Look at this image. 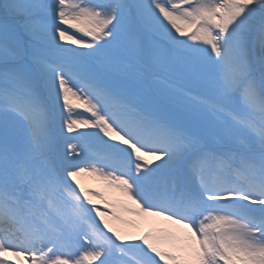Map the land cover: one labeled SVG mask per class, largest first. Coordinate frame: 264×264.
<instances>
[{
    "label": "snow or ice",
    "instance_id": "obj_1",
    "mask_svg": "<svg viewBox=\"0 0 264 264\" xmlns=\"http://www.w3.org/2000/svg\"><path fill=\"white\" fill-rule=\"evenodd\" d=\"M97 261L264 264V0H0V264Z\"/></svg>",
    "mask_w": 264,
    "mask_h": 264
},
{
    "label": "rangeland",
    "instance_id": "obj_2",
    "mask_svg": "<svg viewBox=\"0 0 264 264\" xmlns=\"http://www.w3.org/2000/svg\"><path fill=\"white\" fill-rule=\"evenodd\" d=\"M71 31V30H70ZM77 36L79 37V34H77ZM81 179V183L86 187V188H90V189H98V188H102V185L96 181L94 178L91 177H82ZM99 208H101V210H103V205H98ZM149 230V227L147 225H143L141 227V231H147ZM114 258H109V260H112ZM96 264H99V262L97 261Z\"/></svg>",
    "mask_w": 264,
    "mask_h": 264
},
{
    "label": "bare ground",
    "instance_id": "obj_3",
    "mask_svg": "<svg viewBox=\"0 0 264 264\" xmlns=\"http://www.w3.org/2000/svg\"><path fill=\"white\" fill-rule=\"evenodd\" d=\"M145 225H147L149 228H150V227H153V225H150V224H145ZM142 226H143V225H142ZM9 259H10V260H15L16 258H14V257H9Z\"/></svg>",
    "mask_w": 264,
    "mask_h": 264
}]
</instances>
